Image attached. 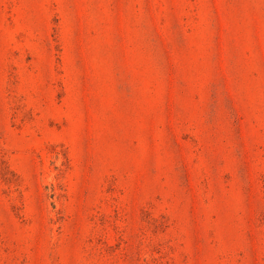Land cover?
Masks as SVG:
<instances>
[{"label":"rangeland","instance_id":"rangeland-1","mask_svg":"<svg viewBox=\"0 0 264 264\" xmlns=\"http://www.w3.org/2000/svg\"><path fill=\"white\" fill-rule=\"evenodd\" d=\"M0 264H264V0H0Z\"/></svg>","mask_w":264,"mask_h":264}]
</instances>
